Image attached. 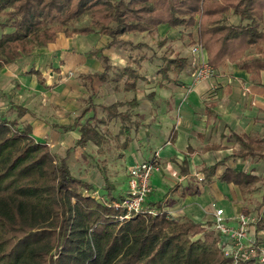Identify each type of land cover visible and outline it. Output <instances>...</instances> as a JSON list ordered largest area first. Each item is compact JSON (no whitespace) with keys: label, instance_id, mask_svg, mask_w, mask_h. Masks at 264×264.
Returning <instances> with one entry per match:
<instances>
[{"label":"trees","instance_id":"obj_1","mask_svg":"<svg viewBox=\"0 0 264 264\" xmlns=\"http://www.w3.org/2000/svg\"><path fill=\"white\" fill-rule=\"evenodd\" d=\"M230 15L239 16L238 26L228 22ZM165 24L189 30L187 34L196 37L191 45L196 41L202 46L207 64L216 73H223L231 63L260 82L264 0H0V69L53 43L61 33H99L112 39V44L120 43L129 61L113 68L104 58L103 71L87 78L109 79L114 91L135 92L143 76V51L151 47L120 38L154 35ZM165 43L157 41V48ZM161 61L158 85L177 83L187 58L175 55L167 45ZM31 74L42 83L38 71ZM89 90L75 119L79 138L74 147L90 142L97 147V156L114 149L121 158L140 123L134 112L138 103L133 98L103 106L105 116L98 117L94 89L90 86ZM89 111L92 115L86 116ZM18 112L17 118L25 111ZM113 120L119 121L120 128L111 137L106 126ZM173 136L172 132L170 140ZM231 137L239 145V158H264V136L241 133ZM69 152L57 159L46 144L32 138L27 124L0 118V264H229L219 248V236L209 225L176 220L163 211L161 202L148 206L155 215L140 212L121 220L125 212L114 203L123 197L114 195L107 160L96 162L108 191L99 197L91 184L71 174ZM218 165L202 167V181L209 182ZM218 180L236 185L244 195L259 178L227 168ZM255 225L264 228V217ZM54 247L58 253L51 255Z\"/></svg>","mask_w":264,"mask_h":264},{"label":"crops","instance_id":"obj_2","mask_svg":"<svg viewBox=\"0 0 264 264\" xmlns=\"http://www.w3.org/2000/svg\"><path fill=\"white\" fill-rule=\"evenodd\" d=\"M228 22L238 26L241 21L239 16L230 15ZM187 32L165 24L158 26L154 35L121 36L123 41L151 47L143 51V76L137 81L135 92L114 91L109 79L102 82L97 77L87 78L103 71L104 58L113 68L128 63L129 53L120 43L112 44V39L99 33H61L53 43L0 69V118L27 124L32 138L46 144L57 159L65 158L70 150L67 163L71 174L91 184L94 195L99 197L108 191L96 166L98 159L107 160L114 195L123 197L127 193L128 169L155 157L162 168L150 179L152 193L147 206L161 202L168 216L209 227L213 222V203L223 210L226 225L235 226L236 218L243 213L264 217V158H239V145L231 137L241 133L264 136V71L260 82H255L244 70L228 63L223 73L215 72L209 80L193 81L190 46L196 37ZM159 40L166 41L165 46L157 48ZM167 45L175 55L187 58V66L177 83L166 82L160 87L157 72ZM203 57L207 60L205 51ZM32 70L40 73L42 83L31 74ZM90 86L94 89L93 104L98 117L105 116L103 106L123 104L133 98L138 103L134 112L140 123L121 158L114 149L104 157L97 156V147L90 142L83 148L74 147L79 138L75 119ZM19 109L25 112L17 118ZM90 115L91 111L86 114ZM119 125L118 120L109 122L108 135L115 136ZM217 163L209 182L199 180L205 178L202 167ZM227 168L259 180L241 195L236 185L218 180ZM250 237L264 246V228L253 225Z\"/></svg>","mask_w":264,"mask_h":264},{"label":"built area","instance_id":"obj_3","mask_svg":"<svg viewBox=\"0 0 264 264\" xmlns=\"http://www.w3.org/2000/svg\"><path fill=\"white\" fill-rule=\"evenodd\" d=\"M192 54L193 72L191 73L193 81L209 80L215 75V70L207 64L203 57L204 50L198 42L190 46ZM161 164L154 157L151 160L140 161L128 169L127 193L123 196L121 202L114 203L115 206L124 210L121 220H126L132 216L146 212L154 214V209L146 204L148 197L152 193L150 179L155 173L161 171ZM176 175V173H173ZM202 180V177H199ZM213 222L210 229L219 236V248L222 255L229 260V264H239L247 260H254L257 264H264V246L250 237V230L258 221L254 214L243 213L236 218V225H226L224 221V212L222 209L212 204Z\"/></svg>","mask_w":264,"mask_h":264},{"label":"rangeland","instance_id":"obj_4","mask_svg":"<svg viewBox=\"0 0 264 264\" xmlns=\"http://www.w3.org/2000/svg\"><path fill=\"white\" fill-rule=\"evenodd\" d=\"M85 22V21H84ZM78 26H80V25H78ZM213 231V230H212ZM213 232H215V231H213ZM58 253V247H54L52 250H51V252H50V254L51 255H56Z\"/></svg>","mask_w":264,"mask_h":264}]
</instances>
